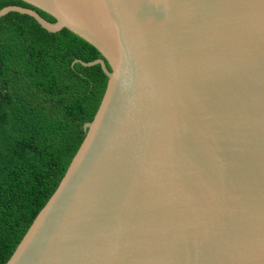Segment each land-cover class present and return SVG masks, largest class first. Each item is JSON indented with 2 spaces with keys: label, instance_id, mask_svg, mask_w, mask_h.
Segmentation results:
<instances>
[{
  "label": "water",
  "instance_id": "1",
  "mask_svg": "<svg viewBox=\"0 0 264 264\" xmlns=\"http://www.w3.org/2000/svg\"><path fill=\"white\" fill-rule=\"evenodd\" d=\"M106 78L4 264H264V0H20Z\"/></svg>",
  "mask_w": 264,
  "mask_h": 264
},
{
  "label": "trees",
  "instance_id": "2",
  "mask_svg": "<svg viewBox=\"0 0 264 264\" xmlns=\"http://www.w3.org/2000/svg\"><path fill=\"white\" fill-rule=\"evenodd\" d=\"M47 14L20 0L5 6ZM101 58L90 44L61 29L49 33L29 16L0 17V264L54 191L103 93Z\"/></svg>",
  "mask_w": 264,
  "mask_h": 264
}]
</instances>
